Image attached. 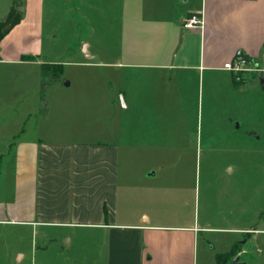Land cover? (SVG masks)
I'll list each match as a JSON object with an SVG mask.
<instances>
[{
  "label": "crops",
  "instance_id": "crops-1",
  "mask_svg": "<svg viewBox=\"0 0 264 264\" xmlns=\"http://www.w3.org/2000/svg\"><path fill=\"white\" fill-rule=\"evenodd\" d=\"M21 12L0 42V64L36 70L25 84L41 111L40 66L66 59L59 65L88 69L71 101L88 129L67 141L62 126L46 139L35 125L40 136L23 139L20 121L0 139V262L33 264L54 250L63 264H198L208 205L195 225L185 214L191 174L170 169L160 182L138 164L137 147L204 139L221 153L217 190L229 219L214 230L237 235L224 254L246 236L252 250L264 248V170L241 166L264 140V0H24ZM193 13L203 27L183 29ZM56 34L64 48L52 56ZM238 49L260 71L236 84L222 67ZM256 109L257 120L248 116ZM153 150L161 152L143 161L192 158Z\"/></svg>",
  "mask_w": 264,
  "mask_h": 264
},
{
  "label": "rangeland",
  "instance_id": "rangeland-1",
  "mask_svg": "<svg viewBox=\"0 0 264 264\" xmlns=\"http://www.w3.org/2000/svg\"><path fill=\"white\" fill-rule=\"evenodd\" d=\"M11 3L12 0H0V20L6 17ZM46 6L50 7L49 3H46ZM54 41L58 46L53 50L52 56L61 55L62 49L64 48L63 42L65 41L63 35L56 34L54 36ZM43 43L46 44L47 40L45 39ZM70 45H72L71 41ZM60 60L59 63L55 64H62V62H64L63 60L66 59ZM40 68L43 69V81L40 83L38 98L40 99V108L44 105V110L42 111L36 110L37 107L34 96L28 93V85L26 86L25 84L26 80H28L27 76H33L36 70L29 71L26 67L0 64V139H3L1 140L2 142L16 132L15 128L18 127L20 121L21 125L23 123V126H26V133L23 135V139L34 136L35 133L39 135L36 126H40V128L43 129L44 138L49 139V137L58 136V129L55 128L56 131L55 129L50 130V127H57L60 125L62 126L59 132L60 138L67 141L70 139H81L78 133L84 128L88 129L87 118L89 115L76 113L73 111V107H71L72 97L77 96L75 91L80 90L79 77L84 74V70L88 69L77 67L72 64L63 65L61 71L57 72H55L53 68H43L42 66H40ZM65 83H70V86ZM60 101H63L62 103L67 101L68 104H62L61 108H59ZM84 104L87 103L84 101ZM75 107L78 108L79 106ZM243 107L245 108V104ZM46 110L49 112L46 113ZM26 112H30V114L25 118ZM45 114L47 118L44 119ZM248 116L256 118L257 120V109L249 111ZM249 120L252 122L251 118ZM64 127H68V130ZM211 132L213 131L209 130V133ZM53 133L55 134L52 135ZM255 147L257 149L256 161L254 163L242 162L241 166H244L243 170H253L256 166V170L259 173L264 170V140L262 139ZM137 148L139 149V160H141L138 164L145 168L147 166L153 168H150L151 170L155 169L158 172L157 179H159L160 182L163 181L162 172L169 171L170 169L184 172L187 178L191 174L190 184L193 188V208L192 211L186 208L185 214L188 216V214L192 213L191 219L193 223L195 225H201L203 208L206 210V205L209 207L208 223L202 225L203 228L209 230H202L203 233L201 236H203L204 240L203 245L199 243L198 264H212L213 261L214 264H218L216 257L224 254L231 248L233 245L232 241L236 239L237 235L214 230L219 227L229 226L224 223L228 222L227 220L229 219H226L223 215V207L218 196V177L222 163L220 158L221 153L218 151L215 143L211 147L204 139L202 144L192 141V144L187 143L180 146L161 144V146L158 147L144 145L138 146ZM149 149L161 150V152L153 150L155 154L181 153L186 156H191L192 158H187L185 162L182 163L143 161L144 156L152 153V151L149 153L147 152ZM132 153L134 154V151H132ZM175 166H177L176 169L174 168ZM262 200H264V193H258V205ZM261 209L263 208L257 207V212ZM249 219H251V217H249ZM244 221H248V219L244 220V216H242V222ZM234 222V224H236L237 220H234ZM205 238H207L208 242L205 241ZM241 239V247L235 246L231 255H229L227 259L222 260V264H230L237 256L240 258L239 261L245 264H264V248H261L260 251L256 250L257 252H255L251 249V246H248V236L242 237ZM217 243H219V246ZM53 249H56V247ZM28 250L30 254V247H28ZM27 258L28 257L25 258L23 264H30V258H28V260ZM39 260L40 255L36 254L33 259V264H42L43 262L45 264H63L62 260L56 259L54 250L51 251L50 255L43 261L39 262ZM0 264L3 263L0 262Z\"/></svg>",
  "mask_w": 264,
  "mask_h": 264
},
{
  "label": "built area",
  "instance_id": "built-area-1",
  "mask_svg": "<svg viewBox=\"0 0 264 264\" xmlns=\"http://www.w3.org/2000/svg\"><path fill=\"white\" fill-rule=\"evenodd\" d=\"M203 25L204 19L201 13H193L186 17L181 23L182 28L185 30L195 28L201 29ZM222 69L232 75L235 83H241L247 75L260 71L255 60L240 49L234 52L231 60L226 62Z\"/></svg>",
  "mask_w": 264,
  "mask_h": 264
},
{
  "label": "trees",
  "instance_id": "trees-1",
  "mask_svg": "<svg viewBox=\"0 0 264 264\" xmlns=\"http://www.w3.org/2000/svg\"><path fill=\"white\" fill-rule=\"evenodd\" d=\"M24 0H12L11 6L8 10L6 17L3 20H0V42L1 40L9 34V32L17 26L21 19H22V12L21 7L23 5ZM43 68H53L55 72L61 71L62 66L59 64L49 65L44 64L42 65ZM237 84V83H236ZM235 247V246H234ZM234 247L226 254L218 255L216 257V261L218 264H222V260L227 259L229 255H231Z\"/></svg>",
  "mask_w": 264,
  "mask_h": 264
},
{
  "label": "water",
  "instance_id": "water-1",
  "mask_svg": "<svg viewBox=\"0 0 264 264\" xmlns=\"http://www.w3.org/2000/svg\"><path fill=\"white\" fill-rule=\"evenodd\" d=\"M65 84L68 85V83H65ZM263 84H264V82H262V85ZM263 91H264V89H263ZM239 260H240V258L237 256L231 261L230 264H245V263L240 262Z\"/></svg>",
  "mask_w": 264,
  "mask_h": 264
}]
</instances>
